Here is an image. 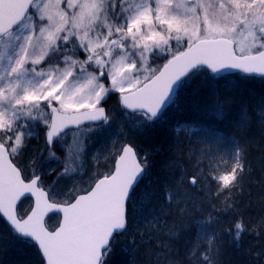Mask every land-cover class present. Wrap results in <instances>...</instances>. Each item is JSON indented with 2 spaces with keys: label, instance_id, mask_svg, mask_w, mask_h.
Listing matches in <instances>:
<instances>
[{
  "label": "snow or ice",
  "instance_id": "6c2138e0",
  "mask_svg": "<svg viewBox=\"0 0 264 264\" xmlns=\"http://www.w3.org/2000/svg\"><path fill=\"white\" fill-rule=\"evenodd\" d=\"M257 78L264 0H0V264H224L260 238L264 214L241 203L254 144L264 171ZM178 108L194 112L175 144L190 171L137 143ZM73 126L78 163L56 156Z\"/></svg>",
  "mask_w": 264,
  "mask_h": 264
},
{
  "label": "trees",
  "instance_id": "16d2710c",
  "mask_svg": "<svg viewBox=\"0 0 264 264\" xmlns=\"http://www.w3.org/2000/svg\"><path fill=\"white\" fill-rule=\"evenodd\" d=\"M235 76H229L220 85L221 90L225 87H231L236 84ZM247 91L250 93L251 99L249 103H255L259 98L264 95V82L259 78L251 81L246 85ZM194 112L185 111L183 108H178L172 113L167 123L158 130H154L149 134L138 138L137 143L140 147L146 148L150 151H154V155L159 153L160 156L167 155L172 159H175L180 168L191 170L192 162L188 159V153L185 151L187 144H181L179 148L175 147V144L183 140L185 130L181 128V125L186 123V120L181 117H190ZM213 119H216L213 117ZM212 127L218 132L224 133V126L218 124H212ZM42 136V133H41ZM238 139V138H237ZM200 143L203 146L202 141H193V145ZM42 139L32 142L37 150L42 147ZM163 149V152L160 150ZM213 157L209 163L213 164L217 169L224 170L226 165L230 162L231 156V144H223L219 147H212ZM251 173L245 181L244 192L241 196V203L246 206V212L252 218H256L259 215L264 214V171H262L259 163L260 149L254 144L251 149ZM204 160L205 157H200ZM47 162V160H46ZM179 170V169H178ZM214 187V185H212ZM208 203V201H206ZM227 251L223 257L224 264H256L257 253L264 252V235L256 239L251 236L246 237L243 246L241 248H235L234 245L229 244L226 246ZM260 264H264V260L260 261Z\"/></svg>",
  "mask_w": 264,
  "mask_h": 264
},
{
  "label": "rangeland",
  "instance_id": "374dc122",
  "mask_svg": "<svg viewBox=\"0 0 264 264\" xmlns=\"http://www.w3.org/2000/svg\"><path fill=\"white\" fill-rule=\"evenodd\" d=\"M115 99L109 101V105H115ZM37 139H34L32 142H36ZM83 135L78 130L69 131L68 135L65 137L64 142L62 144L56 146V156L60 158V161H63L66 157L67 159L75 162H80L83 157L80 156L81 149L83 147ZM34 148L35 146L32 145ZM107 147V144H98L95 145L94 148L92 146L89 147V152L91 153L93 150L95 154L99 157L98 160L91 162L86 169V171L93 172L97 169L103 170L107 161L102 156V151ZM45 167H52L59 170L60 162L55 159H49L47 162L45 161Z\"/></svg>",
  "mask_w": 264,
  "mask_h": 264
},
{
  "label": "water",
  "instance_id": "95a60500",
  "mask_svg": "<svg viewBox=\"0 0 264 264\" xmlns=\"http://www.w3.org/2000/svg\"><path fill=\"white\" fill-rule=\"evenodd\" d=\"M73 128H75V126H73L72 129H73ZM51 214H52V213H50V215H51Z\"/></svg>",
  "mask_w": 264,
  "mask_h": 264
}]
</instances>
